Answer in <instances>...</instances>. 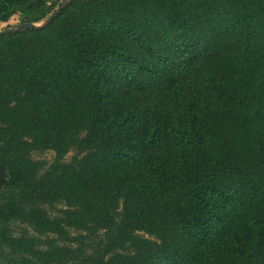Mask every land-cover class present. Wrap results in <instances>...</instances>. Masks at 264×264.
<instances>
[{"label": "trees", "instance_id": "16d2710c", "mask_svg": "<svg viewBox=\"0 0 264 264\" xmlns=\"http://www.w3.org/2000/svg\"><path fill=\"white\" fill-rule=\"evenodd\" d=\"M0 156L39 264H264V0H69L0 37Z\"/></svg>", "mask_w": 264, "mask_h": 264}, {"label": "rangeland", "instance_id": "374dc122", "mask_svg": "<svg viewBox=\"0 0 264 264\" xmlns=\"http://www.w3.org/2000/svg\"><path fill=\"white\" fill-rule=\"evenodd\" d=\"M39 1L45 2L44 7L42 8L43 10L39 9L31 11L29 9V5L14 8L10 14L9 19L4 23H0V32L6 30H16V27L18 25L26 23H33L39 27L46 26L48 20L51 17V14L64 7V5L69 0H34V3ZM44 11L47 14H45ZM75 155V151L70 152L67 155L66 160H71ZM34 158L38 161L51 163L55 158V153H38L34 155ZM9 183V170L4 164L2 157L0 156V196L5 192L6 187ZM49 211L52 215L56 214L55 212H52L51 209ZM0 234L2 237L0 239V264H39L31 256L24 255L13 250L9 245H7L4 240V237H21L23 235H33L32 230L28 226L12 221L5 225L3 228L1 227Z\"/></svg>", "mask_w": 264, "mask_h": 264}, {"label": "water", "instance_id": "95a60500", "mask_svg": "<svg viewBox=\"0 0 264 264\" xmlns=\"http://www.w3.org/2000/svg\"><path fill=\"white\" fill-rule=\"evenodd\" d=\"M66 5V4H65ZM64 5V6H65ZM64 7H62L61 9H59L54 15H52L50 17V19L48 20L47 24H50L56 17L57 15L61 12V10L63 9ZM44 27V26H42ZM36 28H41L39 26H37L36 24H33V23H26V24H21V25H18L16 27V30H6V31H2L0 32V37L4 36V35H7V34H10V33H13L15 31H20V30H28V29H36Z\"/></svg>", "mask_w": 264, "mask_h": 264}]
</instances>
